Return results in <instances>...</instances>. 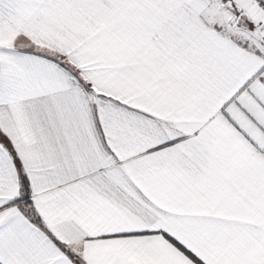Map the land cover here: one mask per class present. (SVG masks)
Listing matches in <instances>:
<instances>
[{"label": "snow or ice", "instance_id": "1", "mask_svg": "<svg viewBox=\"0 0 264 264\" xmlns=\"http://www.w3.org/2000/svg\"><path fill=\"white\" fill-rule=\"evenodd\" d=\"M0 264H264V0H0Z\"/></svg>", "mask_w": 264, "mask_h": 264}]
</instances>
